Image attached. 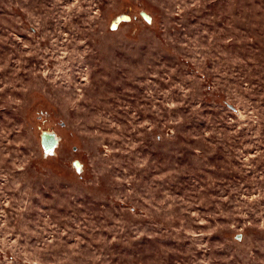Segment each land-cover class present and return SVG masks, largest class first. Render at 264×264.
I'll list each match as a JSON object with an SVG mask.
<instances>
[{
	"label": "rangeland",
	"instance_id": "obj_1",
	"mask_svg": "<svg viewBox=\"0 0 264 264\" xmlns=\"http://www.w3.org/2000/svg\"><path fill=\"white\" fill-rule=\"evenodd\" d=\"M0 264H264V0H0Z\"/></svg>",
	"mask_w": 264,
	"mask_h": 264
},
{
	"label": "water",
	"instance_id": "obj_2",
	"mask_svg": "<svg viewBox=\"0 0 264 264\" xmlns=\"http://www.w3.org/2000/svg\"><path fill=\"white\" fill-rule=\"evenodd\" d=\"M48 139V140H47ZM51 138L50 136L46 135L43 137L42 141H43V145L45 146V142H48L49 145H46L45 147H49V148H52L54 146V142L52 141H49Z\"/></svg>",
	"mask_w": 264,
	"mask_h": 264
}]
</instances>
